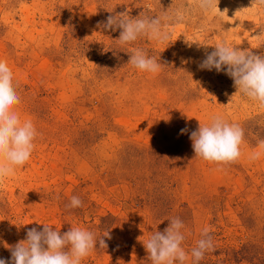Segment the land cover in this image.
<instances>
[{"label": "rangeland", "instance_id": "obj_1", "mask_svg": "<svg viewBox=\"0 0 264 264\" xmlns=\"http://www.w3.org/2000/svg\"><path fill=\"white\" fill-rule=\"evenodd\" d=\"M217 8L202 12L195 0H0V60L21 98L14 110L38 133L30 159L0 185V258H11L5 245L48 225L94 233L96 248L82 264H152L143 242L179 218L186 264L207 226L215 250L199 264H264V155L249 159L261 151L264 109L225 70L199 67L221 41L264 57V7L219 0ZM178 10L184 20L164 18ZM125 11L161 18L169 39L121 46L120 30L98 22ZM134 48L162 69L134 68ZM217 115L244 132L241 156L229 165L195 157L189 138ZM73 196L81 207H66Z\"/></svg>", "mask_w": 264, "mask_h": 264}, {"label": "clouds", "instance_id": "obj_2", "mask_svg": "<svg viewBox=\"0 0 264 264\" xmlns=\"http://www.w3.org/2000/svg\"><path fill=\"white\" fill-rule=\"evenodd\" d=\"M219 0H195L202 12L217 8ZM258 6L264 7V0H254ZM227 13V9L224 14ZM165 19L184 20V14L177 11L174 16ZM105 30H120L117 39L121 46L130 45L141 36L163 43L169 39V33L161 25V18H132L128 12L110 15L103 22H98ZM128 63L142 72L158 73L162 65L154 57H149L139 48L132 49ZM202 70L217 72L226 71L238 92L255 101L260 109H264V57L242 51L221 41L215 50L208 53L199 66ZM21 102L13 84V73L6 61L0 60V185L15 175V170L23 168L34 151V140L38 133L31 119L21 121L14 109ZM187 129H181L184 134ZM243 129L237 124L226 122L221 116H213L207 125L201 126L190 135L195 157L217 165L235 163L241 156L240 145L243 141ZM261 151H254L249 159H260L264 155V140L259 142ZM218 167L217 171H222ZM82 206L79 197L73 196L66 207L75 209ZM163 232L155 231L143 242L152 264H186L189 254L182 242L185 235L181 231L185 226L179 218H173ZM210 226L204 227L196 247L191 250V264H199L206 252L214 251ZM103 236L111 238L105 231ZM99 247L105 249L107 244L99 237ZM97 240L93 232L71 227L69 231L60 233L48 225L42 230L31 228L26 238L10 248L11 258H0V264H82V260L95 250Z\"/></svg>", "mask_w": 264, "mask_h": 264}]
</instances>
